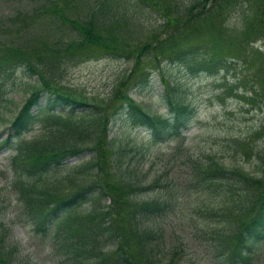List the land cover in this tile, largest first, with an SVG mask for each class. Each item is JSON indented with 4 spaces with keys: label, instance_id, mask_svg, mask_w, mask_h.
Returning a JSON list of instances; mask_svg holds the SVG:
<instances>
[{
    "label": "trees",
    "instance_id": "trees-1",
    "mask_svg": "<svg viewBox=\"0 0 264 264\" xmlns=\"http://www.w3.org/2000/svg\"><path fill=\"white\" fill-rule=\"evenodd\" d=\"M94 3L79 17L67 14L70 0H52L44 8L43 15L55 16L74 31L73 38L36 41L28 46L0 41V110L14 70L22 68L34 75V85L7 119V135L0 138V149L13 151L8 186L19 206L17 216L47 243L54 264H179L174 253L159 256L162 229L153 228L151 222L176 207L177 188L162 198L140 199L136 192L157 181L140 185L136 174L139 162L122 159L119 152L123 149L117 150L110 128L115 119L144 127L147 141L139 149L147 150L150 144L186 130L194 107L174 93L165 96V113L154 114L128 95V87L125 92L118 89L129 80L130 85L149 81L151 71L139 68L148 55L157 62L177 63L189 73L216 74L229 61L244 58L246 51L260 54L252 50V43L264 40V0ZM242 3L249 12L242 14L239 30L226 27L227 12ZM136 4L159 16L155 28L143 29L135 22L132 9ZM135 28L138 33L133 36ZM107 55L127 60L131 67L106 98L86 97L58 81L67 62ZM258 69L256 78L262 89L261 62ZM135 75L137 81L133 82ZM114 101L118 102L110 106ZM257 134H264V121L252 137ZM239 145L247 149L245 142ZM85 152L90 153L87 159L70 162ZM205 160L193 162L191 155L182 157L184 164L193 162L188 166L186 189L205 195L217 185L221 190L219 207L202 212H220L222 218L217 223L202 221L197 236L211 240L208 250L215 264L261 262L264 170L252 175L240 167L227 169L212 159ZM2 223L0 218V227ZM0 264L33 263L20 260L15 248L4 244L0 236Z\"/></svg>",
    "mask_w": 264,
    "mask_h": 264
},
{
    "label": "rangeland",
    "instance_id": "rangeland-1",
    "mask_svg": "<svg viewBox=\"0 0 264 264\" xmlns=\"http://www.w3.org/2000/svg\"><path fill=\"white\" fill-rule=\"evenodd\" d=\"M50 1L0 0V41L28 46L36 41L50 43L73 38L74 31L55 16L50 18L43 15ZM97 1L70 0L71 5L66 12L70 17L84 16ZM189 1L177 0L179 4ZM132 11L135 22L143 29L155 28L160 22L159 16L145 6L136 4ZM247 12L244 3L234 6L226 14L225 26L238 31L242 14ZM137 33L135 28L132 35ZM252 50H258L260 54L246 51L244 58L229 61L216 74L189 73L177 63L166 60L157 62L152 55H148L142 59L139 68L151 71L149 81L141 85H130L132 80H129L118 89L125 92L128 87V95L154 114L165 113V96L174 93L194 107L186 130L178 136L169 135L164 140L150 144L147 150L139 149L147 141L144 127H133L115 119L110 128V136L114 137L113 143L117 150L118 147L123 149L119 152L122 159L129 158L137 164L139 162L136 174L140 175V185L144 187L152 179L157 181L153 187H141L136 192L140 199L162 198L163 194L177 188L176 207L166 216L156 217L151 222L153 228L159 226L162 229L159 256L169 257L174 253L179 264H215L208 250L211 240L207 237L202 239L197 234L202 221L217 223L222 218L220 212H202L205 208L216 210L219 207L217 203L221 190L218 185L210 195L186 189L188 166L206 158L216 161L223 168L240 167L252 175H259L264 170V134L252 137V133L264 121V88L261 89L256 78L259 73L258 64L261 62V67H264V40L254 41ZM130 67L129 61L109 55L67 62L63 65L64 71L58 81L75 92L99 100L106 98L117 87L120 77ZM132 78L133 82L137 81L136 75ZM33 79L34 75L22 68L15 69L10 76L6 101L0 110V138L7 132V119L16 112L34 85ZM173 86H176L174 91ZM117 102L110 103V106ZM240 142H245L247 149L239 145ZM12 154L10 149H0V218L3 221L0 236L4 244L15 248L20 260L31 261L33 264H54L47 243L34 235L30 225L17 216L19 206L8 186L9 158ZM89 155V152L82 153L70 159V162L85 160ZM187 155H191L193 162L184 164L182 157ZM235 193H231L232 199ZM261 253L264 258V248ZM261 263L264 264V259L256 262Z\"/></svg>",
    "mask_w": 264,
    "mask_h": 264
}]
</instances>
